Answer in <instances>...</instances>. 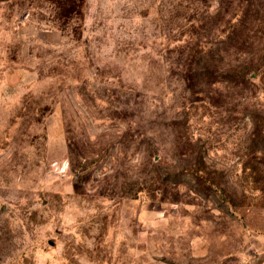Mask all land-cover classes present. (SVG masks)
Wrapping results in <instances>:
<instances>
[{"label": "rangeland", "instance_id": "374dc122", "mask_svg": "<svg viewBox=\"0 0 264 264\" xmlns=\"http://www.w3.org/2000/svg\"><path fill=\"white\" fill-rule=\"evenodd\" d=\"M0 264H264V0H0Z\"/></svg>", "mask_w": 264, "mask_h": 264}, {"label": "trees", "instance_id": "16d2710c", "mask_svg": "<svg viewBox=\"0 0 264 264\" xmlns=\"http://www.w3.org/2000/svg\"><path fill=\"white\" fill-rule=\"evenodd\" d=\"M251 71H254V69L253 70H251ZM250 73V72H249Z\"/></svg>", "mask_w": 264, "mask_h": 264}]
</instances>
